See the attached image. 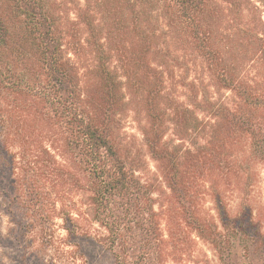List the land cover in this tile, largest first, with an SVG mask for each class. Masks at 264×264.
<instances>
[{"label": "trees", "instance_id": "trees-1", "mask_svg": "<svg viewBox=\"0 0 264 264\" xmlns=\"http://www.w3.org/2000/svg\"><path fill=\"white\" fill-rule=\"evenodd\" d=\"M225 2L229 7L221 11L217 0H0V134L11 175H17V198L47 195L48 183L64 195L77 180L72 163L84 164L89 211L107 229L104 241L121 264V208L135 213L141 187L115 139L131 90L140 91L145 104L144 141L183 207L193 193L187 180L205 176L213 165L247 199L250 163L264 168V21L243 18L245 10L257 9L249 0ZM215 20L227 21L229 33L217 30ZM159 23L181 48L204 59L216 89L232 93L229 103L207 96L197 102L212 116L203 144L172 148L162 142L154 100L166 71L150 62ZM178 109L177 129L183 123L189 130L190 120ZM243 134L250 153L231 160L230 148ZM217 192L221 223L197 217L199 235L213 244L221 264H264V229L252 208L243 200L231 218Z\"/></svg>", "mask_w": 264, "mask_h": 264}, {"label": "rangeland", "instance_id": "rangeland-1", "mask_svg": "<svg viewBox=\"0 0 264 264\" xmlns=\"http://www.w3.org/2000/svg\"><path fill=\"white\" fill-rule=\"evenodd\" d=\"M249 1L257 9L251 8L250 13L245 10L243 18L264 21V0ZM79 2L84 4V0ZM217 4L215 8L221 11L229 7L225 0H217ZM65 7L63 10L67 11ZM70 7L71 15L75 16L76 6ZM96 16L100 18L97 13ZM226 23L225 20H215V28L229 33ZM156 26L160 28L161 37L155 40L156 48L150 54V62L166 71L164 83L156 86L159 93L154 100L156 113L162 122V142L172 148L203 144L212 116L201 110L197 102L207 96L229 103L232 93L216 89L204 59L181 48L166 34L165 25L159 23ZM86 63L87 60L81 64L83 73ZM159 63L164 64L160 66ZM130 91L127 99L132 103L120 117L115 139L141 187L135 213L131 216L121 208V237L116 248L121 264H221L213 244L199 235L196 218L220 225L217 191L231 218L240 211L246 195L235 188V183L232 186L227 177H221L217 168L214 172L213 165L205 176L187 180L193 193L183 207L173 196L159 162L150 154L144 141L142 128L148 125V118L145 104L139 103L141 92L132 95ZM176 105L182 112L181 117L190 120L187 122L189 130L183 123L177 129L173 112ZM184 105L189 107V111H184ZM230 149L234 155L231 160L247 159L250 138L246 134L241 135ZM16 150V146H10L12 153ZM250 166L251 179L246 182L250 181L251 185L245 186L249 194L244 201L250 205L254 218L264 229V168L260 162H251ZM72 167L78 173L77 180L72 182L73 190H61L66 191L65 194L57 195L53 192L52 183H48L47 195L39 191L40 196L35 197L37 192L34 191L18 199L15 192L18 184L13 181L17 175H11L9 154L0 134V264H117L112 250L104 241L107 229L94 220L89 211L91 192L84 171L86 166L82 164L81 167L75 162Z\"/></svg>", "mask_w": 264, "mask_h": 264}]
</instances>
